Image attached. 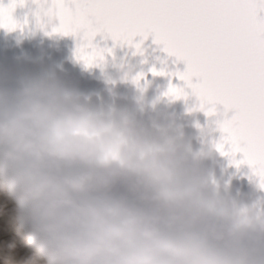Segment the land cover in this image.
Returning a JSON list of instances; mask_svg holds the SVG:
<instances>
[{"label":"clouds","instance_id":"clouds-1","mask_svg":"<svg viewBox=\"0 0 264 264\" xmlns=\"http://www.w3.org/2000/svg\"><path fill=\"white\" fill-rule=\"evenodd\" d=\"M203 153L91 107L55 75L0 74V264H253L264 219L220 195Z\"/></svg>","mask_w":264,"mask_h":264},{"label":"water","instance_id":"water-1","mask_svg":"<svg viewBox=\"0 0 264 264\" xmlns=\"http://www.w3.org/2000/svg\"><path fill=\"white\" fill-rule=\"evenodd\" d=\"M51 0H25L17 6L13 20L18 27L0 28V74L26 81L41 75H55L73 88L91 107L111 111L118 118H128L146 128L166 125L169 134L203 153L202 165L215 181L217 189L238 210L264 219V187L244 159L232 154L231 146L218 145L224 134L220 125L235 113L215 105V114L206 115L212 106L201 110V101L180 75L187 71L183 60L170 55L152 34L133 37L131 44L114 42L97 34L89 51L103 59L86 66L76 57L79 45L87 43L82 34L64 36L54 31L56 16H45L40 4ZM10 0H0L7 7ZM136 45H139L137 49ZM163 73L154 75L153 73ZM195 78L192 84H196ZM170 87L182 89V98L168 95ZM253 264H264V243L249 248Z\"/></svg>","mask_w":264,"mask_h":264},{"label":"snow or ice","instance_id":"snow-or-ice-1","mask_svg":"<svg viewBox=\"0 0 264 264\" xmlns=\"http://www.w3.org/2000/svg\"><path fill=\"white\" fill-rule=\"evenodd\" d=\"M25 0L0 5V28L15 30L12 13ZM45 16H56L55 32L82 34L76 57L92 66L103 56L91 48L97 34L114 42L131 44L137 35L152 34L156 42L188 68L180 79L201 101L206 115L215 105L234 111L221 123L223 144L232 154L243 153L264 187V0H51L39 5ZM139 49V45H136ZM163 75V73H153ZM195 78L197 83L192 84ZM183 90L170 87L168 95L182 98ZM3 205L0 204V210ZM0 228V245L19 242Z\"/></svg>","mask_w":264,"mask_h":264},{"label":"trees","instance_id":"trees-1","mask_svg":"<svg viewBox=\"0 0 264 264\" xmlns=\"http://www.w3.org/2000/svg\"><path fill=\"white\" fill-rule=\"evenodd\" d=\"M0 204L3 205L2 210H0V228L6 229V234L15 238L19 242L17 236L16 226L12 223L11 215L14 205L7 199L0 197ZM32 249L26 244L19 242V247L15 253L17 258L28 256L32 254Z\"/></svg>","mask_w":264,"mask_h":264}]
</instances>
